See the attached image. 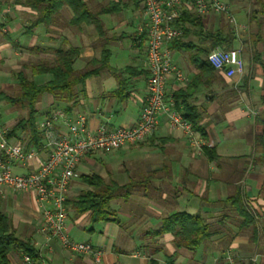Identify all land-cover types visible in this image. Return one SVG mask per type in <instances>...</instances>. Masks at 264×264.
Here are the masks:
<instances>
[{"label": "crops", "instance_id": "0c3cea01", "mask_svg": "<svg viewBox=\"0 0 264 264\" xmlns=\"http://www.w3.org/2000/svg\"><path fill=\"white\" fill-rule=\"evenodd\" d=\"M97 1L107 3L111 0ZM6 2L8 0H0V5ZM124 3L127 5L123 11L115 14L123 15V20L120 17L111 25L110 21L103 20L111 15L101 17L109 34L108 38L111 39L108 46L111 52L110 70L90 78L84 86L78 88V91L84 92V96L72 110V114L85 115L93 130L103 125L113 129L133 126L139 119L147 95L148 37L144 30L143 6L140 0H128ZM9 7L12 13L0 28V63L13 56L12 52L18 47H23L21 51H31L30 48L26 50L27 44L36 39L38 31L42 29L39 27L35 33H26L27 24L19 15H29L30 10L17 4ZM71 17L72 15L67 20ZM237 22V26H232L236 32L249 31V26L242 25L240 20ZM253 28L251 30L255 31ZM63 29L70 32L69 27ZM57 30L61 31L60 28ZM62 36L59 33L53 36L52 42L57 46L53 45L51 48L69 46L65 39L71 44L69 36L65 33ZM89 39L88 45L79 46L81 58L77 62L78 67L85 66L93 58H101L102 47L98 35H92ZM240 43L239 41L237 44ZM253 48L264 60V41L258 42ZM240 50L245 61L244 74L228 78L218 72L223 74L225 86H221L219 81L214 82L209 89L201 86L190 101L202 114L201 126L206 132L207 147L215 148L219 157L217 162H209L205 155L195 154L181 131L171 128L167 120L161 118L158 131L146 143L122 148L128 152L125 154L126 159L121 160L122 163H127L130 159L140 160L138 165L144 167L143 175L148 176L145 185L151 186V194L134 193L128 201H123L125 205L132 204L139 211L125 212L119 206V224L92 223L90 215L77 216L69 207L67 224L70 237L101 249L104 254L98 264H167L168 257L175 252L178 253L176 264H221V258L228 251L244 253L246 256L255 253L257 264H264V72L259 63L253 62V51L250 50L248 58H244L243 49ZM172 58L186 80L178 81L172 75L166 85L167 99H173L176 92L185 89L198 73L185 51L172 50ZM118 70L123 72L121 80L125 82L121 92L123 95L120 96L117 95L118 80L114 76V71ZM54 106L52 96L43 97L37 105L41 119L38 122L43 121ZM5 125L2 124L3 127ZM12 141L18 139L12 138ZM41 159L36 160L33 166L37 167ZM90 160L88 154L81 161L84 163ZM141 166L139 167L142 168ZM81 169L78 167V171ZM15 172L24 173L26 169L17 167ZM80 176L77 177L79 180ZM177 179L182 184H185L183 180L186 179L189 185H164L163 190L155 186L157 183ZM236 187L241 189L245 204L255 214L259 239L257 244L250 242L254 234L252 229L237 233L238 230L233 228L234 239L230 245L225 247L219 243L208 244L196 253L186 249L176 251L170 234L157 240L151 237L150 232L160 227L161 219L174 210L186 211L192 215L200 214L210 222L229 214L230 220L236 221L239 218L230 210L227 202ZM175 188L178 191L173 193L171 189ZM82 190L83 188L77 189L70 185L68 198H76ZM0 206L12 219L17 235L31 240L46 264H97L92 256L73 255L65 251L56 239L40 232L42 211L35 193L13 192L0 186ZM147 237L150 246L146 244ZM140 239L143 241L140 242ZM156 247L159 251L153 253ZM9 260L10 264H23L16 253H11Z\"/></svg>", "mask_w": 264, "mask_h": 264}, {"label": "trees", "instance_id": "16d2710c", "mask_svg": "<svg viewBox=\"0 0 264 264\" xmlns=\"http://www.w3.org/2000/svg\"><path fill=\"white\" fill-rule=\"evenodd\" d=\"M14 4L28 8L31 12L29 15L34 17L31 24L26 27L28 34L33 33L39 27L49 31L53 26L62 29L68 27L81 29L84 25L93 26L102 47L101 58H93L83 67L77 66V62L81 58V48L69 44L67 39L64 40L69 45L67 47L30 49L31 51L35 50L36 56L49 54L53 57L39 58L37 63L24 65L22 70L14 73L16 90L13 95L0 91V104L4 103L13 109L25 112L24 116L17 119V123L10 130L9 137L25 141L23 144L27 150H30L39 148L44 140L37 124L39 114L37 105L43 97L52 96L55 106L63 107L67 113H72L79 99L84 96V92L78 91V88L84 86L90 78L98 76L105 70H110L111 52L108 46L111 39L106 36L107 31L101 17L119 14L127 4L109 1L98 5L96 10H92L86 0H15ZM261 5V11H253L251 16L249 15V23L256 24L255 32L250 37L251 40L246 42L249 43L250 50L253 51V62L259 63L264 72L262 55L254 51L253 48L258 42L264 40V2H261ZM65 8H68L72 13L69 21L66 18L63 21L62 10ZM259 12L262 17L260 20L257 14ZM211 17L204 18L192 13H184L177 24L182 31V36L171 47L172 50L185 51L189 62L198 71L185 89L174 94L173 101L177 109L181 110L185 118L192 124L194 130L204 139L206 132L201 126L202 114L197 107L190 104V101L201 86L209 89L214 82L218 81L221 86H225L223 74L218 73L210 65L207 57L211 50L217 47L229 51L234 49L239 42L236 30L225 21L224 16H220L218 22H215L216 18L211 20ZM3 26L2 23L0 28L2 29ZM122 74V71H114V76L118 80L117 95L119 96L123 95L121 92L125 85V82L121 80ZM39 77H47V79L45 82H38ZM234 93L236 92L234 91ZM203 155L209 162L219 160L215 148L204 147ZM79 178L86 189H83L76 198H67V206L77 216L90 215L92 223L119 224L120 218L117 211L113 210L111 203L119 199L128 201L134 193L140 191L148 195L150 190L148 185H145L148 177L145 180L129 179L126 184H120L113 179L107 181L97 174H83ZM185 180L183 181L187 183ZM227 202L230 210L239 218L236 221L230 220L229 214L210 222L200 214L192 215L186 211L174 210L167 217L161 219L160 227L150 232L151 237L160 239L164 235L170 234L173 237L176 251L186 249L196 253L208 244L219 243L225 247L230 245L234 239L233 228L238 230L237 233L252 229L254 234L250 238V242L257 244L259 239L256 232L255 214L245 204L241 189L236 187ZM158 251L159 248L156 247L153 253ZM11 253L18 254L22 261L24 256H28L32 264L45 262L44 257L31 243V240L20 238L17 235L12 219L0 206V264H10L9 255ZM256 256L255 253H250L246 257L235 260L236 263L241 264H257ZM177 257L178 253L175 252L174 255L168 257L167 264H176Z\"/></svg>", "mask_w": 264, "mask_h": 264}, {"label": "built area", "instance_id": "2783aa9c", "mask_svg": "<svg viewBox=\"0 0 264 264\" xmlns=\"http://www.w3.org/2000/svg\"><path fill=\"white\" fill-rule=\"evenodd\" d=\"M124 3L128 0H111ZM144 11V30L147 33L146 58L148 64L147 95L138 121L128 128L93 130L83 114L67 113L54 108L38 130L44 140L39 148L27 150L19 141H12L9 130L2 126L0 115V186L13 192H33L42 211L40 232L56 239L61 247L73 255H90L100 263L104 252L91 244L75 241L68 230L67 198L70 185L78 177L83 157L92 153L112 154L124 147L146 143L158 131L161 118L183 134L187 144L197 155L203 154L207 141L197 133L173 99L166 97V85L174 75L185 81L184 74L172 58V44L182 36L178 22L184 13L200 17L224 16L237 26L231 6L224 0H140ZM12 11L8 7L0 14L2 23ZM210 65L228 78L243 75L245 61L240 49L229 51L217 47L207 57ZM42 158V159H41ZM40 160L37 167L33 166ZM26 169L16 173L15 168ZM23 264H32L24 256ZM42 264H46L43 262Z\"/></svg>", "mask_w": 264, "mask_h": 264}, {"label": "rangeland", "instance_id": "374dc122", "mask_svg": "<svg viewBox=\"0 0 264 264\" xmlns=\"http://www.w3.org/2000/svg\"><path fill=\"white\" fill-rule=\"evenodd\" d=\"M14 1L15 0H8V2L0 5V10H2L1 12L3 13V11H6V9L10 5L11 6L14 5ZM224 1H226L232 7V10L235 13V16L237 18V21L240 20L242 25L249 26V31L239 30L237 32L238 37L241 38L239 40L241 43L240 45L237 44L235 46V48L239 47V49H243L244 58L246 57L248 58V56L250 55V46H249V43L247 44L246 41L251 40L250 38L251 34H254L253 32H255L254 30H251V28L252 27L255 28V24H256V23L255 24L249 23V15L251 16L253 11H261L262 10L261 2H264V0H259V1L258 0H224ZM87 2L89 3L92 10H96L98 5L100 4H105V2L97 3L98 2L97 0H87ZM257 14H258L259 20L262 19L260 12ZM71 15L72 13L68 8H65L62 10L63 21L65 18L68 19ZM120 17H122V20H123L124 18L123 15H120V16L111 15V17L106 16L103 18V20L110 21L111 25H113L114 21L119 19ZM125 17L127 18V15ZM19 18H21L22 21L26 22L27 26H29L34 19V17H31L30 15L23 14V13L19 15ZM214 18H216L215 22H218L220 16H213L210 19L212 20ZM7 19L8 17H6V20ZM1 24H2V20H0V25ZM41 28L42 29L38 31V37L34 40L32 39L33 41L27 44L28 47L26 50H28L29 48L34 49L38 47L46 48L49 46L52 47L53 45L55 46L56 44H53L54 42H52V39L54 38L53 36H57L58 33L59 35H61V37H63L62 36L63 33H65L66 36H69L71 40V44L75 47H78L83 44L88 45L89 40H90L89 37H91L92 35H96V31L93 26L84 25L81 29L70 28V32L65 31L66 29H62V28H60L61 31L58 32L57 26H53L51 29H49V31L43 27ZM35 30H34V33H35ZM108 35L109 34L107 33L106 36L109 37ZM21 49H23V47H18V49H14V51L12 52L13 56L10 54L11 57L7 56L8 58L7 59L5 58V60H3L2 63H0V91H3L4 93L12 94V95L14 94L16 90L14 73L22 70L24 65L35 64L38 62L39 58L48 59V58L53 57L52 55H49V54H40L36 56V52H34L35 50L34 51L33 50L32 51H21ZM46 79L47 77H39L37 80L38 82H43V81L45 82ZM54 108L63 109V107H57V106H54L52 109ZM0 115H1V123L6 124L5 128H7L10 132V130L17 123V119L20 116H24L25 112L19 111L17 109H13L11 106L1 103L0 104ZM38 120H41L40 116H38ZM19 141L22 142L21 140ZM118 151L112 154H107V155H103L99 153H94L92 155H89V158L91 159L90 161H87L84 163L81 161L79 167L82 169L78 171V176H80L82 173L87 174V175L97 174L103 177L107 181L110 179H113V180H116L120 184H125L129 178L134 179V180H145L148 177L147 174L143 175L145 174L143 170L144 167H142L141 165H138L140 160L130 159L127 163H122L121 160L126 159L127 155L125 154H127L128 152H126L123 149L120 152ZM139 166H141L142 168H140ZM72 185L77 187V189H82V188L86 189V186L78 178L76 179V181H74ZM164 185H189V184L188 183L182 184L181 180L177 179L173 182L157 183L155 186L156 187L158 186L160 189L163 190ZM149 186L150 185H148V189H150ZM171 191L174 193L178 191V188H175L173 190L171 189ZM139 193H141V191ZM148 194H151L150 190L148 191ZM124 203L125 202H123V199H119L118 201L112 202L111 205H112L113 210H116V211H118L120 207H123V209L126 210L125 212H128V211L132 212L133 210L139 211L138 208H134L132 204L125 205ZM148 240L149 238L147 237L146 244L150 246V243L148 242ZM142 241L143 239L142 240L140 239V242ZM243 257H246V254L228 252L224 255L223 258H221L222 261L220 263L221 264H241V263H236L235 259L243 258ZM186 264H191V263H186Z\"/></svg>", "mask_w": 264, "mask_h": 264}]
</instances>
